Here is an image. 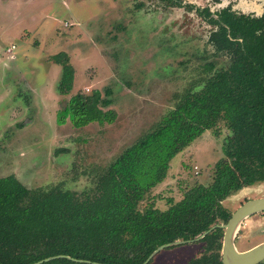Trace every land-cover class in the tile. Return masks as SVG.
<instances>
[{"label":"rangeland","instance_id":"rangeland-1","mask_svg":"<svg viewBox=\"0 0 264 264\" xmlns=\"http://www.w3.org/2000/svg\"><path fill=\"white\" fill-rule=\"evenodd\" d=\"M185 1L213 12L228 5L245 14L264 11V0ZM213 28L194 10L160 0H0V177L15 175L29 188L62 185L81 192L96 171L161 120L178 93L200 84L205 64H228L208 42ZM60 53H67L73 70L67 94L60 92L63 67L53 60ZM107 88L113 124L76 128L69 114L60 121L72 97L104 95ZM220 126V136L207 130L174 158L167 179L141 209L152 198L167 209L168 198L178 201L186 188L211 181L231 134ZM263 196L264 182L223 204L234 212ZM262 242L264 213L247 219L235 241L240 251ZM189 245L164 250L154 264H185L205 248Z\"/></svg>","mask_w":264,"mask_h":264},{"label":"trees","instance_id":"trees-1","mask_svg":"<svg viewBox=\"0 0 264 264\" xmlns=\"http://www.w3.org/2000/svg\"><path fill=\"white\" fill-rule=\"evenodd\" d=\"M160 1L194 10L214 26L208 42L214 56L227 58L228 64H205L200 84L178 93L161 120L96 171L81 192L62 185L29 188L15 175L0 177V264H34L59 255L72 259L42 264H88L73 259L143 264L162 245L195 239L225 225L233 214L223 204L227 197L264 182V12L255 16L231 6L213 12L184 0ZM68 58L67 53L53 57L63 67L62 94L72 86ZM111 97L110 88L104 95L79 93L59 119L69 114L76 128L113 124L117 115L110 109ZM221 123L231 134L211 181L186 188L178 201L168 198L167 209L156 207V198L141 209L167 179L174 158L207 130L220 136ZM223 235L221 227L211 230L201 240L204 255L189 264H223Z\"/></svg>","mask_w":264,"mask_h":264},{"label":"water","instance_id":"water-1","mask_svg":"<svg viewBox=\"0 0 264 264\" xmlns=\"http://www.w3.org/2000/svg\"><path fill=\"white\" fill-rule=\"evenodd\" d=\"M260 213H264V196L247 200L233 212L231 218L225 225L214 226L209 231L203 233L201 236L194 240H178L160 246L149 256V258L144 262V264H148L149 262H151V260L163 250L175 246H180L189 242L202 240L211 230L215 229L216 227H221L224 229L223 242L221 248V259L223 264H260L264 261V242L246 251L238 250L235 243L236 237L244 222L252 216L258 215ZM61 258L72 259L70 256L67 255H59L49 257L34 264H42ZM73 260L81 263L100 264L84 260Z\"/></svg>","mask_w":264,"mask_h":264},{"label":"flooded vegetation","instance_id":"flooded-vegetation-1","mask_svg":"<svg viewBox=\"0 0 264 264\" xmlns=\"http://www.w3.org/2000/svg\"><path fill=\"white\" fill-rule=\"evenodd\" d=\"M223 1V0H222ZM221 1V2H222ZM220 2V3H221ZM215 3H217V2H215ZM184 4H189L188 2H186L185 0H184ZM228 6H231V5H228ZM198 7V6H197ZM232 7V9L234 10V8H233V6H231ZM201 8V7H200ZM205 8V7H204ZM224 8V7H223ZM211 9V8H210ZM220 10V9H219ZM218 11V10H217ZM236 11V10H235ZM238 12V11H237ZM264 12V11H263ZM239 13H242V12H239ZM245 14V13H244ZM253 15V14H252ZM262 15V14H261ZM261 15H259V16H261ZM255 16H258V15H255ZM222 225H224V224H222ZM220 226V225H219ZM206 237V236H205ZM204 237V238H205ZM198 238V237H197ZM196 239V238H195ZM191 240H194V239H191ZM185 241H187V240H185ZM197 242H200L201 243V240H199V241H197ZM189 243H192V242H189ZM189 243H186V244H183V245H180V246H175V247H171V249L173 250V248H181V247H186V246H190L189 245ZM203 245H205L204 243H203ZM168 249H170V248H168ZM168 249H166V250H168ZM203 253L202 254H195L193 257H191L185 264H189V262L191 261V260H193V259H199V258H202V256L204 255V252H205V248L203 247ZM239 250V249H238ZM164 251V250H163ZM163 251H161L160 253H158L152 260H151V262H149L148 264H154V263H156V261H157V258H158V256L163 252ZM196 253V252H195ZM197 255V256H196ZM222 260V259H221ZM144 264V263H143Z\"/></svg>","mask_w":264,"mask_h":264}]
</instances>
